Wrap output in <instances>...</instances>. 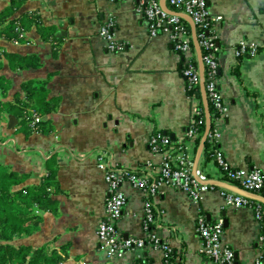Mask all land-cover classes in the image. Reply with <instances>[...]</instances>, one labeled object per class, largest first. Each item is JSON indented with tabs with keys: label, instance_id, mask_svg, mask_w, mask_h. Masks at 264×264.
<instances>
[{
	"label": "crops",
	"instance_id": "obj_1",
	"mask_svg": "<svg viewBox=\"0 0 264 264\" xmlns=\"http://www.w3.org/2000/svg\"><path fill=\"white\" fill-rule=\"evenodd\" d=\"M8 3L0 0V9ZM206 3L210 15L221 17L215 25L216 82L228 110L216 124L218 146L230 166L258 168L264 174V0ZM140 5V0H25L17 14L37 12L42 23L55 26L56 40L43 42L35 31L26 43L0 39L5 52L34 53L41 59L38 68L11 70L4 58L0 74L12 83L7 99L26 80L39 79L45 98L57 106L47 117L54 126L49 134H25L15 120L10 128L9 118L0 122V165L20 177L11 190L39 185L48 173L46 160L56 154L54 205L35 207L41 217L38 227L12 244L43 245L62 257L57 264H134L141 258L145 264H165L164 248L170 249L173 264H204L195 229L201 212L211 222L223 220L221 238L234 251V264H254L261 251L259 223L250 208L225 205L217 186L203 191L197 203L168 184L160 186L153 202L168 226L158 231L163 246L125 251L111 263L100 247L97 226L104 215L107 185L93 152L103 149L123 167L156 174L160 157L149 147L151 132L161 131L177 143L186 138L193 119L182 57L168 32L150 35ZM108 19L114 21L116 39L129 43L125 49L111 52L99 37V26ZM242 42L256 45V53L246 47L236 55ZM122 189L126 204L116 228L124 237H140L143 197L127 182ZM261 253L264 256V250Z\"/></svg>",
	"mask_w": 264,
	"mask_h": 264
},
{
	"label": "built area",
	"instance_id": "obj_2",
	"mask_svg": "<svg viewBox=\"0 0 264 264\" xmlns=\"http://www.w3.org/2000/svg\"><path fill=\"white\" fill-rule=\"evenodd\" d=\"M139 9L148 24L150 35H157L165 31L170 34L174 49L182 57L181 74L185 82L186 89L199 85V71L196 52L192 46V37L189 25L179 16L169 14L160 5V0H140ZM169 9L182 12L191 17L195 26L205 29L199 34V45L204 50L203 62L208 79L205 82V91L208 102L211 103L215 116L212 117L213 129L209 131L205 144L208 148L203 160L202 172L199 177L202 179H218L237 185L247 191L260 193L264 189V174L258 168H234L226 161L223 152L218 146L219 130L216 127L218 121L225 118L228 107L217 87L216 77L219 68L217 61L218 45L215 33V25L220 20V16H212L207 8L206 0H167ZM114 21L106 20L99 26L98 35L106 42L109 51L114 52L125 49L129 43L116 39L114 33ZM15 43H18L14 41ZM264 43V41H263ZM254 55L257 46L254 44L240 43L236 55L246 50ZM193 102L192 122L188 129L187 140L174 142L160 131L151 132L148 144L152 152L160 157V167L156 174L145 170L123 167L116 163L110 153L103 149H96L93 152L95 163L103 171L104 180L107 185L104 202V215L97 226V237L101 249L104 251L108 262L118 260L125 251L136 250L151 245L160 247L163 244L158 231L166 224L162 221L161 212L153 202V198L159 194L160 186L168 184L171 187L186 193L195 203H197L203 191L213 190V185H202L194 179L191 172L192 161L195 149L202 137L197 127L202 119V109L199 99L189 96ZM204 111V110H203ZM39 116H35V121H39ZM212 128V127H211ZM51 150L48 151L50 153ZM123 182L129 183L137 189L143 197L142 209V229L143 235L140 237H124L117 228L116 221L121 217L126 204V194L122 189ZM220 194L227 206L250 208L256 221L259 223L260 207L258 202L245 198L230 190L221 188ZM260 234L258 242L261 251L254 260V264H264V226L259 223ZM150 227L152 230L148 231ZM168 227V226H166ZM173 227L168 228L172 231ZM196 233L200 238V252L205 258L204 264H234L235 253L222 242L224 223L222 219L214 222L209 221L206 216L199 212L196 218Z\"/></svg>",
	"mask_w": 264,
	"mask_h": 264
},
{
	"label": "trees",
	"instance_id": "obj_3",
	"mask_svg": "<svg viewBox=\"0 0 264 264\" xmlns=\"http://www.w3.org/2000/svg\"><path fill=\"white\" fill-rule=\"evenodd\" d=\"M24 2L25 0H9V3L0 9V39L8 42L26 43L31 39L29 33L35 31L43 42L55 41V26L42 23L37 12L28 11L17 14ZM201 32L206 33L205 29L196 26L198 42ZM192 46L194 47L193 41ZM201 50L203 57L205 52L203 49ZM4 58L8 60L11 70L14 68L35 69L41 65V59L37 54L5 52L0 46V71L4 68ZM207 79L208 75L205 71V82ZM11 87V78L6 74H0V122L13 118L17 122V130L25 134L33 130L42 134L52 132L54 126L47 117L57 110V106L53 99L45 98L46 88L42 80H26L22 83L21 90L15 92L9 100L7 97ZM186 92L188 96L195 95L199 99L202 119L200 122L197 120L196 123L199 133L203 134L205 118L199 85L186 89ZM208 105L211 118H214L215 111L210 102ZM35 115L40 116L41 119L35 121ZM213 127L214 125L211 130ZM187 138L188 136L182 142ZM207 148L208 142L205 144L204 153ZM55 155L52 153L46 160L48 173L42 178L41 183L25 189L11 190L13 185L18 184L20 177L12 170L0 165V264H57L62 260V257L56 252H47L43 245L33 247L12 244L15 238L29 236L38 227L41 217L35 213V207L44 210L54 205L51 194L56 180ZM260 194L264 195V189L260 191ZM256 204L260 207L259 223L264 226V205ZM152 228L150 227L148 231ZM159 246L161 247L163 244ZM164 253L165 264H173L170 249L164 248ZM134 264L145 263L141 258L134 261Z\"/></svg>",
	"mask_w": 264,
	"mask_h": 264
},
{
	"label": "water",
	"instance_id": "obj_4",
	"mask_svg": "<svg viewBox=\"0 0 264 264\" xmlns=\"http://www.w3.org/2000/svg\"><path fill=\"white\" fill-rule=\"evenodd\" d=\"M167 0H160V5L162 7V9L166 12H168L169 14H173V15H177L180 18H182L183 20H185L190 29H191V37H192V41L194 44V49L196 52V58H197V64H198V71H199V88H200V92H201V100H202V105H203V110H204V118H205V122H204V131L202 134V137L198 143V147L196 149V153H195V157H194V161H193V166H192V176L194 177V179L196 181H198L200 184L202 185H213V186H217V187H221L227 190H230L236 194H239L245 198H248L250 200L256 201L258 203H261L264 205V195L260 194V193H253L250 191H247L237 185L231 184V183H227L224 181H220L217 179H202L199 177L198 173H197V167H198V163L200 160V156L202 154V151L204 149V145H205V141L207 138V135L212 127V120H211V114L209 111V105H208V100L206 97V91H205V65L203 62V57H202V50L200 48L199 42L197 40L196 37V26L193 22V20L191 19V17L185 13L182 12H176L173 11L171 9H169V7L167 6L166 3ZM14 119L11 118L8 126L10 128L14 127Z\"/></svg>",
	"mask_w": 264,
	"mask_h": 264
}]
</instances>
